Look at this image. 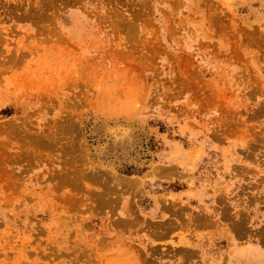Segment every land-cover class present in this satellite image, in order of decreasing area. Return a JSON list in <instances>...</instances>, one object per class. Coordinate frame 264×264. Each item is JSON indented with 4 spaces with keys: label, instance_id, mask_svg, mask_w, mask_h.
Listing matches in <instances>:
<instances>
[{
    "label": "rangeland",
    "instance_id": "rangeland-1",
    "mask_svg": "<svg viewBox=\"0 0 264 264\" xmlns=\"http://www.w3.org/2000/svg\"><path fill=\"white\" fill-rule=\"evenodd\" d=\"M263 214L264 0H0V264L264 261Z\"/></svg>",
    "mask_w": 264,
    "mask_h": 264
},
{
    "label": "bare ground",
    "instance_id": "bare-ground-1",
    "mask_svg": "<svg viewBox=\"0 0 264 264\" xmlns=\"http://www.w3.org/2000/svg\"><path fill=\"white\" fill-rule=\"evenodd\" d=\"M243 168V167H242ZM246 169H244V171H245ZM259 172H261V171H259ZM113 178V177H112ZM110 179V178H109ZM111 180V179H110ZM113 180V179H112ZM119 183H121L120 181H119ZM128 185V184H127ZM131 187V186H130ZM127 188V187H126ZM133 188V187H132ZM129 189V188H128ZM131 189V188H130ZM128 203V202H127ZM130 204V203H129ZM128 204V205H129ZM128 209V208H127ZM237 214L238 215H240V216H238V217H241V219L240 220H242V223L244 224L245 222L243 221V220H245L246 219V217H244V215L241 213V212H237ZM241 214L243 215V216H241ZM264 215V214H263ZM250 216V215H249ZM256 216V218L257 219H260V216H257V215H255ZM251 217V216H250ZM226 218V217H225ZM252 219H254L253 217H251ZM226 219H228V218H226ZM236 219H238L237 217H236ZM127 220V219H126ZM203 221L204 222V224H206L207 223V221H208V219H207V221H205L206 219L204 218V216L202 215V216H198L197 217V221ZM240 220H238V221H240ZM131 221H133V220H131ZM248 221V220H247ZM130 222V221H129ZM208 223H209V221H208ZM240 222H238V225L236 224V226H238L239 227V229H238V231H237V228L236 227H233L234 229H233V232H236V234L239 236V237H242L243 236V233H244V225L243 224H239ZM236 228V229H235ZM231 231H232V229H231ZM245 234V233H244ZM256 235H259V236H261V231H258V233H256ZM236 236V235H235ZM237 237V236H236ZM258 237V236H257ZM262 237V236H261ZM243 238V237H242ZM231 240V241H230ZM247 240V239H246ZM259 240H261L260 238H259ZM239 241V240H238ZM241 241V240H240ZM186 243H190V242H186ZM229 243L230 244H233V245H235V243H234V238H233V235L232 236H229ZM233 245H231V246H233ZM239 245V244H238ZM236 247V246H235ZM250 249H252V248H250ZM256 250H259V249H257V247L255 248ZM253 250V249H252ZM260 251V250H259ZM247 256L249 257L250 256V258L248 259V258H239V259H236V261L234 262V264H264V261H261V260H255V257H256V252H254V251H251V253L250 254H247ZM141 259V258H140ZM148 261H146V263H147Z\"/></svg>",
    "mask_w": 264,
    "mask_h": 264
}]
</instances>
